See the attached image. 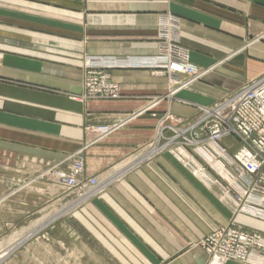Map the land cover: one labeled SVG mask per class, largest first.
I'll return each instance as SVG.
<instances>
[{
    "label": "crops",
    "instance_id": "1",
    "mask_svg": "<svg viewBox=\"0 0 264 264\" xmlns=\"http://www.w3.org/2000/svg\"><path fill=\"white\" fill-rule=\"evenodd\" d=\"M166 28L207 69L203 75L170 90L173 80L150 69L115 67L124 98L83 99L87 59L155 56L169 41ZM0 53V210L14 196L42 202L54 195L60 185L50 175L30 176L32 169L42 172L86 147L89 175L111 167L121 176L75 213L79 228L70 215L59 221L65 234L86 237L120 264H205L207 253L190 245L234 217L236 207L222 195L227 178L202 180L180 152L116 166L152 141L157 118L148 110L192 117L193 104L210 105L264 75V0H0ZM154 95L167 98L145 108ZM107 123L120 127L94 142L91 128ZM248 183L244 174L233 184L244 190ZM237 219L264 233V219L243 212Z\"/></svg>",
    "mask_w": 264,
    "mask_h": 264
},
{
    "label": "rangeland",
    "instance_id": "2",
    "mask_svg": "<svg viewBox=\"0 0 264 264\" xmlns=\"http://www.w3.org/2000/svg\"><path fill=\"white\" fill-rule=\"evenodd\" d=\"M170 23H172V21ZM169 28L172 29L174 27H172V25H169ZM170 29L166 28L162 33V35L168 38L166 39V41H168L169 38L171 39L174 38L172 39L174 47L177 49L180 48L181 50L184 49L182 51H185V53L188 54V59L189 61H191L190 50L176 41L178 39H175L176 36L175 30H170ZM1 57H2V53H0V60ZM95 58L101 59L105 57H95ZM109 58L110 57H106V59ZM145 58L148 59L149 57L138 56V57H125L122 59L127 61L131 59L140 60ZM112 59L117 61L115 58ZM87 60H86V64H87ZM135 63H139V62L135 61ZM119 67H124V66H119ZM147 69H150L154 75H157L159 77L160 76L167 77L168 81L171 78L173 81L169 83L170 85H172V87H170V90H173V88L182 89L183 87L186 86L185 83L192 84L190 82L192 76H190L186 72L183 73L179 72L176 74L174 72H171L170 69L168 68L154 69L149 67ZM106 70L111 75L110 80L112 82H115L112 78V73H111L112 68H108ZM205 70L207 69H199L197 67V73H195L193 77L201 76ZM179 76L182 77L180 78ZM262 76L252 79L250 82L246 83L239 90L234 91L233 94L231 95L238 94L240 91L248 87L251 83L257 81ZM84 84H85V80H84ZM118 86L120 88L119 84ZM119 92H120V96L118 98H112V97L102 98V97L89 96V99L86 100L102 101V100H119L124 98V95L121 92V88ZM169 93L167 94L168 96ZM166 98L167 97H163L162 95H154L152 96V99L149 100V103L145 105V108L157 100H160L161 102ZM224 98L221 97L210 105L193 104L196 110H195V114L192 117H183L177 115L173 113L170 109L166 110L161 115H160L161 112L156 111L155 109L153 110L150 109L151 111L148 110L147 113L157 118V122L154 126L155 132L152 141H150L143 148H140L135 152H133L132 154L128 155V157H125L122 160L120 159L119 162L123 163L130 161L129 163L130 165H135V164H141L147 158H153L166 151H170L173 153L180 152L182 154V159L184 160L186 166H188L190 170H192L195 173V175L201 178L202 180L209 178V175L211 174L213 177L216 178L217 181L223 179V176L226 177L228 180L227 179L225 180L227 182V186H229L230 189L229 188L226 189V191L222 193V195L223 197L227 196L232 200L233 205L236 207L235 215L232 219L229 220L228 223L221 225L218 229L208 234L200 243H194V245L192 243L190 245V249H192L193 246L194 247L201 246L203 250L207 253V261L205 264H210L212 256L210 252L207 250V248L204 246L203 242L206 239H208V237L211 234H214V232L216 234L218 231H222L223 229H225V227L238 225L240 227H243L244 230H246L247 232L249 231L251 233L254 232L255 234H257L256 236L250 238V242L248 241L249 245L246 246V248L249 246L248 248L249 259L247 260V262H240V263L264 264V247L261 246V242L259 241V237H258L259 235L262 236L261 240L264 244V233L258 229L243 224L237 219V215L242 212L248 216H252L257 219H264V216L258 215V211L257 214L254 215L253 213H250L248 209L251 208L249 206H251L252 204H259L256 206L258 208H260V206L264 207L263 204L264 202H262L261 200H257L254 195L256 191L260 190V188L257 190H252L251 185L248 184L247 189L243 188L244 190H240L237 189L235 184H233L234 182H236V177L239 180L240 178H243L244 175L237 167V165H234L233 163V156L237 152L238 148L241 146L240 142L235 138L234 141L230 143H228L227 140L225 139L221 140L220 143L222 147H225V149H227L226 155L228 158H226L224 155V158L215 159L211 157L212 158L211 159L209 155L203 153L200 150L201 147L199 145H197L195 142H193V140H191L193 138H207L205 127L203 128L202 126H198L196 121L199 120L200 117H202L204 113L202 108L204 106L207 107L215 106L216 104L221 102ZM167 100H169V103H171L172 101L171 98H168ZM137 112L139 111L138 110L131 111L126 113V115H129V119H131L134 116H136V114H138ZM107 126H111V124L108 123L99 124V125H95L94 128H91V131H93L96 134L94 142L105 139L106 137L110 136L118 127H120L118 126L116 129H113L111 132L104 134L102 130ZM160 127H163L164 135L162 138H160L161 140L159 139V141L157 142L159 143V145L157 144V147L154 146L155 147L154 152L149 153L147 157L144 158L143 156H146L145 153L143 154V152L146 150L145 148L155 143L158 137L157 132L159 131ZM178 131L183 132V134L180 136H176L178 134L177 133ZM159 137L161 136L159 135ZM190 141L193 144H191ZM164 146H168V147H164ZM209 147H212V145H210ZM85 148L81 149L82 151L80 152V156L83 157L85 163L83 179L81 178L84 182V186L88 183L90 178L99 179L101 178L100 177L101 175L104 176V173H107L111 170L110 167L109 169L103 172H99V174L97 173V174L89 175L86 165ZM182 150H184L185 152L183 151L182 153L181 152ZM76 152H79V150H77ZM75 153L67 155L62 159H56V162L52 165L46 163L45 164L46 167L42 170V172H40V169L34 168L31 171L32 173L30 172L31 174L29 172L26 173V174H30V176L33 177H38V176L43 177L45 175L46 176L50 175L51 183L60 185L58 186L59 189L57 188L54 195L49 196L47 199H45L42 202L40 199H37L38 197H33L28 194L25 195L24 198L21 197L23 199H20L19 201L16 199V196L14 197L12 196L13 197L12 200H10L8 203V208H7L8 211L6 212L0 210V243L7 241L9 237L12 236L15 232L30 226L32 222H34L38 218L44 217L46 214H48L49 216H51V218H53L49 222L45 223V225L42 224V227L36 233H34L32 236L26 239L18 248H16L13 252H11L0 264H99L97 262L98 259L96 257V254L97 256L102 257L101 261H103L104 263H100V264H120L117 261L114 262L115 260H113L110 257V253L105 252V254H103L102 250L99 249L96 250L95 245L92 244L93 241L86 240V237H83L84 240H79V239L77 240L76 238L77 236L75 234L73 236H69L65 234L60 227L59 221L64 219L65 216L70 215L73 217L72 218L73 224L74 225L76 224L77 225L76 228H79L80 225L77 221L78 217L76 216L75 213L80 211L82 207L89 201V199L96 196L97 193L101 194L102 192L110 188L112 183L121 176V174H118V172L112 175L110 174L111 172H109L107 175L104 176L105 177L104 180L99 179L100 185L97 186L98 192L90 196H87L90 193L92 187L87 186L88 188L84 190L85 187L83 188L81 185L75 187H69L65 182V178L71 176L73 173L72 170L74 167L72 163L75 157ZM195 160H197V163L200 164L199 167L195 165ZM227 164L231 165L233 174L232 173L230 174V172L227 170L228 168ZM124 165H126V163ZM233 185H234V188L232 189L233 191H230ZM262 190L263 189H261V191ZM247 196L254 198L253 200L255 201L252 202L250 199L247 198ZM48 219L46 220L48 221ZM90 237L91 236H89V238ZM88 246H91V248L95 249L96 251L92 250L93 253H90V251L87 248ZM231 261H235V260H231Z\"/></svg>",
    "mask_w": 264,
    "mask_h": 264
},
{
    "label": "built area",
    "instance_id": "3",
    "mask_svg": "<svg viewBox=\"0 0 264 264\" xmlns=\"http://www.w3.org/2000/svg\"><path fill=\"white\" fill-rule=\"evenodd\" d=\"M172 39L169 38L168 43L164 44L160 53L148 59H131L117 62L112 58L106 59V57L101 59L89 58L86 66L83 99H89V96L102 98H118L120 96L118 84L110 80L111 75L106 70L113 67L168 68L176 74L186 72L192 76V80L197 78L198 76L193 77L197 73L196 65L189 61L188 54L182 51L184 49L181 50L179 48V50L174 47ZM135 61L139 63H135ZM202 109L204 113L196 122L198 126L205 127L207 138H193L191 140L201 147L200 150L203 153L209 155L210 158L217 159L224 158V155L226 157L227 152V149L222 147L220 141L228 137L237 139L241 146L233 156L234 165H237L240 171L248 177V184L251 185L252 190L264 189V75L238 94L229 95L215 106H205ZM118 126L114 125L112 128L107 126L102 132L107 134ZM163 130V127H160L157 135L161 137H157L155 143L146 147L143 152V154H146V156H143L144 158L149 153L154 152V146L157 147V144L159 145L157 142L163 137ZM177 133L176 136L183 134L180 131ZM190 143L193 144L191 141ZM211 144L216 145L217 148L209 147ZM81 151L75 153L72 163L74 167L73 173L65 178V182L69 187L81 185L83 188L85 187L84 190L92 187V189L89 188L91 191L87 195L90 196L98 192L97 186L100 185V181L97 178H90L84 186L82 179L85 163L83 157L80 156ZM247 198L252 202L255 201L252 197L247 196ZM257 200L264 202V195ZM257 205L259 204H252L249 207L264 212V207L260 206V209L256 207ZM252 233L247 232L243 227L235 225L225 227V229L218 231L216 234L215 232L211 234L203 242L212 256L210 264H226L231 260L247 262L249 259V246L247 248L246 246L249 245L248 241L250 242V238L257 235ZM258 237L261 246L264 247L261 240L262 236L259 235Z\"/></svg>",
    "mask_w": 264,
    "mask_h": 264
},
{
    "label": "bare ground",
    "instance_id": "4",
    "mask_svg": "<svg viewBox=\"0 0 264 264\" xmlns=\"http://www.w3.org/2000/svg\"><path fill=\"white\" fill-rule=\"evenodd\" d=\"M203 75V74H202ZM200 77V76H199ZM199 77L195 78L194 80H190V82L195 81ZM187 84V83H186ZM177 91V90H176ZM172 95V94H171ZM249 95V94H248ZM205 107V106H204ZM114 125H111L110 127L112 128ZM213 148H217L216 145L211 144ZM146 149V148H145ZM81 150V149H80ZM79 150V151H80ZM134 160V159H133ZM126 165L130 163V161L125 162ZM122 165H117L116 166V171L120 170L124 164ZM220 165V164H219ZM114 173L113 171L110 173L112 175ZM60 175V174H59ZM105 176V175H104ZM103 177V176H102ZM105 178V177H104ZM101 179V178H99ZM250 213L256 214L258 211V215L264 216V212L259 211L258 209L254 208H248ZM253 211V212H252ZM52 213V212H51ZM44 214V213H43ZM42 214V215H43ZM50 214V213H49ZM41 216V215H40ZM55 217V216H54ZM49 218V219H48ZM48 219V221L46 220ZM51 216L46 214L44 217L38 218L34 222L30 224V226L25 227L21 230H18L15 232L12 236L9 237V239L5 242L0 243V263L11 253L13 252L16 248H18L26 239H28L30 236H32L34 233H36L41 227L42 224L45 225V223L49 222L52 220Z\"/></svg>",
    "mask_w": 264,
    "mask_h": 264
}]
</instances>
